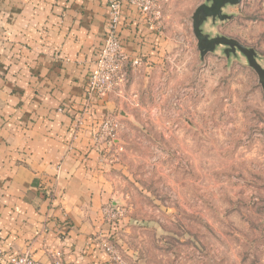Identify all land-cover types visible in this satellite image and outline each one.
<instances>
[{"label":"crops","instance_id":"0c3cea01","mask_svg":"<svg viewBox=\"0 0 264 264\" xmlns=\"http://www.w3.org/2000/svg\"><path fill=\"white\" fill-rule=\"evenodd\" d=\"M177 1L191 8L190 20L203 0ZM172 2L154 0L158 16L122 4L117 35L127 80L98 98L87 83L107 0H0V264L22 253L41 264H133L129 248L150 227L129 222L133 208L114 230L104 223L105 206L134 195L121 172L119 135L102 142L97 127L120 107L149 106L147 92L161 75L195 69L192 33L166 30ZM104 237L122 248L121 263L102 247Z\"/></svg>","mask_w":264,"mask_h":264},{"label":"rangeland","instance_id":"374dc122","mask_svg":"<svg viewBox=\"0 0 264 264\" xmlns=\"http://www.w3.org/2000/svg\"><path fill=\"white\" fill-rule=\"evenodd\" d=\"M172 7L166 30L192 33L191 8L177 0ZM225 11L231 17L207 29L252 48L264 67V0H241ZM127 62L102 97L125 84ZM196 62L192 73L161 75L145 109L120 107L97 127L102 142L119 135L121 172L134 195L129 204L105 206L103 221L114 230L133 208L129 222L150 227L129 248L133 264H264L262 86L239 52L227 58L219 46ZM103 240L121 263L119 244Z\"/></svg>","mask_w":264,"mask_h":264},{"label":"built area","instance_id":"2783aa9c","mask_svg":"<svg viewBox=\"0 0 264 264\" xmlns=\"http://www.w3.org/2000/svg\"><path fill=\"white\" fill-rule=\"evenodd\" d=\"M135 6L143 15H159V10L154 6V0H107L108 19L103 44L98 51L94 67L89 73L87 83V94L89 97L97 95L102 97L108 92L118 80L122 64L126 57L122 50L120 39L117 35V27L121 16L123 3ZM137 63V60H133ZM102 247L108 252L114 261H119V256L113 253L111 245L102 242ZM59 256V254L57 253ZM7 264H41L34 260L29 253L12 255ZM55 264H59L56 261Z\"/></svg>","mask_w":264,"mask_h":264},{"label":"water","instance_id":"95a60500","mask_svg":"<svg viewBox=\"0 0 264 264\" xmlns=\"http://www.w3.org/2000/svg\"><path fill=\"white\" fill-rule=\"evenodd\" d=\"M241 0H203L190 16L192 33L197 43L200 57L209 52H214L222 46V51L229 58L237 52L242 54L247 64L257 73L258 81L264 93V67H261L256 58V52L237 41L234 38L222 34H212L207 26H215L219 21H225L231 17L226 13L228 6L237 5Z\"/></svg>","mask_w":264,"mask_h":264}]
</instances>
